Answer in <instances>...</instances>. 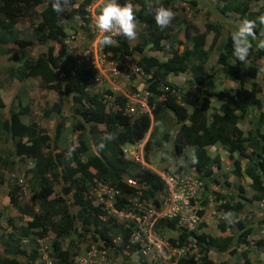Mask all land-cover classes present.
<instances>
[{"label":"trees","instance_id":"16d2710c","mask_svg":"<svg viewBox=\"0 0 264 264\" xmlns=\"http://www.w3.org/2000/svg\"><path fill=\"white\" fill-rule=\"evenodd\" d=\"M93 1L84 0L78 8L58 16L52 11L49 0H0V53L20 63L16 67H7L6 72L21 82L28 77H38L47 87L54 83L52 86L56 85V88L63 92L62 99L55 108L61 111L71 97L75 104L74 113L85 123L92 124L95 133L93 144L98 153H92V146L83 139L78 147L56 152V145L50 144V138L42 127L35 122L22 121V114H30L29 106L22 105L19 111L12 108L10 117L0 122V127L8 138L14 140L15 148V153H11V161L0 155V165L6 166L15 162L18 156L29 157L34 162L33 178L40 188L34 197L39 210L33 206L22 207L17 194L18 186L11 188V202L32 218L26 227L20 228L23 237L29 238L33 234L45 237L50 232L55 234L50 246V264H75L77 251L72 250V245L75 238L82 241V238L87 236L95 242H100L101 249L107 248L117 254L121 252L122 245H116L113 235H118L130 254L138 251L139 245L130 242L132 225L125 226L115 216L107 215L102 204L95 205L88 197L89 184L94 180L106 182L108 176L116 177L112 185L120 190L114 203L118 211L128 209V196L138 197L142 202L152 200L158 204V196L165 190V181L158 173L125 158L123 146L143 141L148 130L140 119H134L126 113L128 97L108 90L107 93L112 95L114 102L119 105L117 110L110 109L104 102L103 95L89 90L90 81L94 77L93 71L77 68L74 64L70 66L69 60L66 61L67 26L76 28L70 25L66 18L80 17L89 21V6ZM176 1L153 0V3L156 7L174 10ZM190 1L196 5L200 0ZM253 1L261 3L258 10L251 8ZM119 2L121 5L137 4L138 8H133L136 21L145 25L146 29L140 35L138 44L131 45L130 40L117 36L113 45L104 47V51L114 56L131 57L136 52L143 54L136 64L150 76L147 79V90L150 93L147 104L155 119V130L159 129L163 121L175 119L176 130L172 135L174 159H179L189 168L199 166L198 175L204 183L201 207L208 206L209 197L215 193L218 211H222L224 216L231 213L234 220L233 223H218L221 232L219 236L205 231L181 229L177 217L159 218L154 225L155 232L178 231L177 239H170L172 244L181 248L190 246L195 251L191 256L180 257L178 264H215L210 257L211 251L216 250L223 254L242 245H246L248 250H264V237L250 240L254 235L253 227L235 221L247 203L264 204V110L262 100L258 97L259 93L264 92V49L257 47L264 40V25L257 20L259 16L264 15V0H215V9L223 19H229L235 14L241 21H257L255 37L252 39L253 48L245 63L237 62L232 55L230 37L234 30L224 36V26L220 22L207 21L205 30L199 33H193L192 27L186 26L183 30L184 41L181 42L183 39L179 38L180 34L173 32L170 26L166 29L157 27L154 10L149 9L146 0ZM41 5L45 6L38 15L40 21L34 27L35 37L39 44L48 45L54 41L60 44L61 48L59 54L55 55V47L50 45L38 58H28L23 49L34 41L21 39V31L17 25L22 18L35 16L37 8ZM209 35H212V41L207 46ZM178 42L183 43V49L176 47ZM143 44L151 45L153 50L168 48L170 56L160 60L156 56L146 55ZM11 45L18 46L22 51L19 54L14 52ZM213 51L217 52V64L225 68V78L236 83L234 91L214 87V70L209 67ZM190 60L194 62L190 63ZM60 71L64 74L63 78ZM188 71L191 72L192 78L187 80V90L180 95L174 93L178 85L170 77ZM5 107L6 104L0 97V110ZM253 111H258L257 117L249 119L251 128L245 132L239 123L246 117L249 118ZM62 124L56 128L55 143L61 139ZM99 125L103 128L98 129ZM106 133H112L115 138L111 142H105V147L100 149L99 144ZM207 134L210 136L208 140ZM152 137L146 144L147 153L171 140V134L167 131L160 139L154 140ZM207 144L218 145L227 151L236 165L232 173L237 177L246 176L250 179L249 187L253 194L249 199H242L238 193L227 195L215 190H211L210 194L206 193L209 181L217 183L213 178L214 168L222 167L220 153L212 155ZM188 147L192 149L189 156L185 154ZM248 148H251L250 152L247 151ZM236 154L240 159L235 158ZM80 155H87V161L76 166L74 163ZM193 158L197 163H191ZM241 160H244V163ZM126 174L134 181L133 185L123 180V175ZM59 179L70 185V188L65 189V193L68 194L72 187L75 188L71 201L65 197H52L54 180ZM236 187L239 192H244L242 185L237 184ZM74 206L78 208L77 211L72 209ZM235 228V233L226 234L229 229ZM65 239L69 240L68 248L63 247ZM0 240L6 246V251L0 252V264H44L37 262L39 253L36 248L30 255L20 245L13 244L9 234H0ZM248 250L243 252L244 261L224 264H254L249 258ZM139 253L140 264H150L144 254ZM124 259V264H130L128 254L124 253Z\"/></svg>","mask_w":264,"mask_h":264},{"label":"rangeland","instance_id":"374dc122","mask_svg":"<svg viewBox=\"0 0 264 264\" xmlns=\"http://www.w3.org/2000/svg\"><path fill=\"white\" fill-rule=\"evenodd\" d=\"M84 0H74V5L70 6L67 11H73L79 7V4ZM105 0H96L93 6L89 10V21H84L80 17L66 18L70 25H74L76 28H70L67 26V36L65 38L66 45V61L69 60L70 66L74 64L80 69H91L94 73V77L90 81L89 90L92 93H99L103 95V100L110 109H119V105L114 102V97L109 95L107 91L114 93H121L128 97L126 113L131 115L134 119H140L142 123L147 126V134L143 141L136 144V155H126L128 160L135 161L142 166L150 167L155 172L160 174L174 175L182 171L186 173H200L199 166L194 165L188 167L183 164L179 159H174V142L172 135L176 130V122L174 118L171 120L163 121L158 130H155V119L150 107L147 104L148 97L150 96L147 90V79L150 78L144 71L137 67L136 62L143 56L136 52L133 56H114L113 54L106 53L104 47L99 44L100 39L106 35V33L100 32L94 23V18L99 14V10L103 7ZM133 8H138L137 4H131ZM261 6V3H259ZM45 5H41L37 8V13L33 17L22 18L17 25V28L21 31V39H29L32 45L23 49L28 58H38L41 53L47 51L48 46L55 47V55L59 54L61 45L50 42L48 45L39 44L34 33V27L40 21L38 15L41 13ZM175 17L172 23L169 25L173 32L179 33V38L184 41L183 30L186 26L190 25L193 33H199L205 30V23L207 21L220 22L224 26V36L230 31L235 30L241 20L237 15L233 14L229 19H223L217 10L215 9V0H200L196 5H193L190 0H177L174 4ZM138 25L137 38L130 40L131 45L138 44L140 41V35L145 31L146 26L136 21ZM264 31V29H263ZM117 36H113L114 42ZM179 41V40H178ZM212 41V35L208 37L207 46ZM179 43V42H178ZM183 43L176 45L180 50L183 49ZM144 54L150 56H156L160 60H165L170 56L168 48L163 50H153L151 45H145ZM13 51L18 54L22 51L21 48L15 45H11ZM217 52H211V58L209 60V67L214 70L212 80L216 89H226L234 91L236 89V83L228 80L224 76V69L217 64ZM190 60V63H193ZM264 64V62H262ZM20 63L17 60L12 59L8 55L0 53V97L6 104V107L0 110V122L10 117V110L13 108L19 111L20 107L29 106L30 114H22V121L24 123H36L42 127L50 138L49 142L52 145H56V152H65L75 147L80 146V140H85L90 147L92 146V153H98L96 146L93 144L94 130L90 123H85L84 120L73 111L75 107L74 102L69 98V101L65 103L62 110H57L55 105L62 99L63 92L60 88H56L54 83H50V86L42 82L41 78L28 77L24 82H21L13 78L6 72L9 66H18ZM61 78H63V72L60 71ZM171 80L178 85L176 92L178 95L184 93L187 90V80L192 78L190 71L187 73H180L179 75H172ZM71 96V95H70ZM258 97L262 100L264 110V92L258 94ZM145 103V104H144ZM23 105V106H22ZM258 111H253L249 118H245L239 123V126L246 132L251 128L249 119H256ZM63 123L61 139L55 143V132L59 124ZM79 125L85 126L81 128ZM103 128L98 126V129ZM167 131L171 134V140L164 146L154 147L149 153L146 152L147 141L152 137L154 132L155 139H160L164 132ZM210 136L207 134V140ZM209 151L212 155L220 153L222 158V167L214 168L213 178L217 180V183L209 181L207 183L206 193L210 194V191H221L223 194L229 195V193H238L242 199H249L253 192L251 191L249 184L250 179L248 177H237L232 173L236 167L234 161L229 157L227 151L223 150L218 145L207 144ZM248 152L251 148H248ZM15 153L14 140L0 127V155L11 161V153ZM192 149L188 147L185 150L186 155H190ZM166 153L167 158H164L161 154ZM137 157V158H136ZM87 155H80L76 158L74 165L78 166L87 161ZM237 159H240L236 157ZM142 161V162H141ZM244 163V160H241ZM144 162V163H143ZM143 163V164H142ZM34 168V162L31 158L26 156H18L15 162H10L6 166L0 165V234H9L11 242L15 245H20L27 251L28 254L34 252V248L37 249L39 258L37 262H43L44 264H50V246L55 237L53 232L48 233L45 237H38L37 234L31 235L29 238H25L21 235V227H26L32 218L26 213L21 212L11 202V188L18 186V196L22 207L25 206L35 207L39 210L36 204V198L34 197L40 191L38 185L35 184L32 169ZM114 176L107 177V181L94 180L89 184L90 197L95 205H103V209L107 212V215H113L119 222L127 225H138L137 218H143L144 213L139 209L142 201L138 197H129V207L123 213L117 212L111 205L104 203L108 201L109 195L105 190L113 188L112 183L115 181ZM123 180L129 184H134V181L130 179V175H123ZM207 182V181H206ZM228 183H230L228 185ZM240 184L244 188V192H239L236 185ZM54 193L52 197H65L71 201L72 194L75 188L72 187L70 193H65V189L70 188L69 184L63 183L61 179L54 180ZM205 193V192H204ZM159 204L164 202L165 194H162L158 198ZM211 199V200H210ZM151 203L153 202L150 200ZM210 204L208 206L201 207V201L197 208V214L199 216L198 224L194 227V231L206 232L212 235L219 236L221 232L218 229V223L225 221L224 213L218 211L217 202L215 200V193L209 197ZM159 207V206H158ZM74 211H77V207H72ZM157 212V208L154 209ZM152 215H155L154 212ZM235 221H241L247 225H251L254 230V235L250 240H257L264 237V204L255 202L253 204L247 203L244 210L239 214ZM201 225L203 227H201ZM181 229L187 230L183 227ZM235 229H229L226 234L235 233ZM80 231V230H79ZM189 231V230H188ZM38 232V230H35ZM156 238L162 243V248L165 250L164 256L158 255V249L155 248L152 252H149L146 256L142 251L143 248H138L135 254H130L123 244L122 238L118 235H113L116 245H122L120 253H114L113 250L105 249V262L102 261L101 245L100 242H95L90 236L82 238V241L75 238V243L72 245V250L77 251L75 258V264H106L109 260L113 263L124 264V253L130 256V264H140L139 252H142L150 264H178V259L182 256H191L195 254L190 246L178 247L173 245L170 239H177L178 231L161 230L160 233L155 232ZM15 239V240H13ZM147 245L152 247V244L146 239ZM158 243V241H156ZM69 240H63V247L68 248ZM154 246V244H153ZM247 246L242 245L235 247L226 253H218L216 250L210 252V257L215 264L235 263L244 261L243 252L247 251ZM6 246L0 240V252H5ZM249 258L254 264H264V250H258L253 248L248 250Z\"/></svg>","mask_w":264,"mask_h":264},{"label":"clouds","instance_id":"9594fccd","mask_svg":"<svg viewBox=\"0 0 264 264\" xmlns=\"http://www.w3.org/2000/svg\"><path fill=\"white\" fill-rule=\"evenodd\" d=\"M49 2L51 4L52 11L56 13L58 16H60L67 11V9L73 4L74 0H49ZM94 2H96V0H94L92 4H90V6L93 5ZM146 3L149 9L154 10V20L157 27H159L160 29L168 28L175 17V12L167 7H162V6L156 7L155 4L153 3V0H146ZM257 20L261 25H264V15L259 16ZM94 23H95V27L100 32L106 33V35H104L99 41V44L102 47L112 46L114 43L113 36H122L128 40H135L137 38L138 25L136 22L135 11L130 3L126 5H121L119 0H105L103 7L99 10V14L94 18ZM256 23L257 21L244 19L239 23L238 27L231 33L230 38L232 42V55L237 62L245 63L248 57L250 56L251 50L253 48L252 39H254L255 37ZM257 47H259L260 49H264V40H262L257 45ZM114 138L115 137L112 133H106L102 137V142L99 144V148L103 149L105 147V142H111L114 140ZM134 144L136 145L137 143ZM161 155L164 158H167L166 153H162ZM191 163L195 164L197 163V160L193 158L191 160ZM148 168L154 171L152 168L150 167ZM160 176L165 181V190L159 196L165 194V198H166L168 195L167 180L164 177L166 175L160 174ZM114 189L116 188L114 187ZM119 194H117L116 196H118ZM156 205H159V203ZM113 208L116 210L114 204H113ZM116 211L121 212L118 210ZM224 219L228 223L234 222L231 213H228L224 217ZM132 227L134 228V226Z\"/></svg>","mask_w":264,"mask_h":264},{"label":"built area","instance_id":"2783aa9c","mask_svg":"<svg viewBox=\"0 0 264 264\" xmlns=\"http://www.w3.org/2000/svg\"><path fill=\"white\" fill-rule=\"evenodd\" d=\"M92 6L93 5H91L90 8ZM135 149V144H127L124 146L123 151L126 155L132 156L136 155ZM164 177L167 180V197L164 202L159 205H156L153 202L151 203L150 200L141 202L139 209L144 213V215L142 216L143 218H137L138 225L134 226L130 235V242L138 244L139 248H143L142 251L146 256L149 252H152L155 246L158 249L157 253L159 256H164L165 254V250L161 245L162 243H160L158 238H156L154 230V224L159 218L169 219L177 217L179 219V226L189 231L194 229L199 220L197 208L204 190V183L199 175L197 173H186L185 171H182L178 174L166 175ZM108 189L109 190L107 191L106 189L105 192L110 195L108 201H105L104 203L113 207L117 197L116 195L119 194L120 191L113 188ZM156 208L157 212L154 211ZM123 212L124 211H121L120 213ZM153 212L155 215H152ZM146 239L152 244V247L146 244ZM156 241H158V243ZM104 252L106 253V251L102 249V261L105 262ZM106 264L119 263H113L109 260Z\"/></svg>","mask_w":264,"mask_h":264},{"label":"crops","instance_id":"0c3cea01","mask_svg":"<svg viewBox=\"0 0 264 264\" xmlns=\"http://www.w3.org/2000/svg\"><path fill=\"white\" fill-rule=\"evenodd\" d=\"M259 7H260L259 2H255V1H253V2L251 3V8H252L253 10H258Z\"/></svg>","mask_w":264,"mask_h":264}]
</instances>
